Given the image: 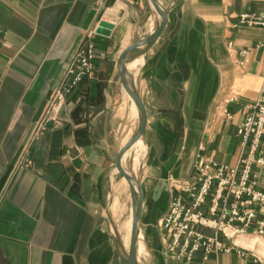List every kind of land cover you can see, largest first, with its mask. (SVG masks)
<instances>
[{"label":"crops","instance_id":"0c3cea01","mask_svg":"<svg viewBox=\"0 0 264 264\" xmlns=\"http://www.w3.org/2000/svg\"><path fill=\"white\" fill-rule=\"evenodd\" d=\"M158 1L168 8L165 28L135 60L149 150L138 258L180 264L163 255L157 228L170 194L156 199L154 189L169 176L188 178L199 153L236 165L237 128L264 87V28L236 26L237 17L264 15V0ZM156 20L149 0H0V264H128L113 232L131 212L118 194L127 183L113 184L119 141L133 132L137 111L125 123L116 62ZM100 21L113 25L108 37L94 33ZM84 42L94 47L93 77L32 146L33 167L15 170L22 142ZM256 174L264 186V166ZM191 264L255 261L197 254Z\"/></svg>","mask_w":264,"mask_h":264},{"label":"built area","instance_id":"2783aa9c","mask_svg":"<svg viewBox=\"0 0 264 264\" xmlns=\"http://www.w3.org/2000/svg\"><path fill=\"white\" fill-rule=\"evenodd\" d=\"M236 26L264 28V15L242 13ZM231 47L228 43L227 48ZM94 59L93 45L82 43L22 142L15 170L32 168V146L50 125L58 122L69 98L82 83L93 77ZM234 100L230 97L225 102ZM221 113L224 118H231L223 107ZM236 136L239 156L235 166L218 164L199 153L188 178L167 179L170 200L167 211L157 221L166 258L191 264L197 254L207 261L212 256L233 253L264 264L253 251L236 243L251 238L264 240V186L259 184L256 174V169L264 166V87L237 128ZM202 148L200 145L199 150Z\"/></svg>","mask_w":264,"mask_h":264},{"label":"water","instance_id":"95a60500","mask_svg":"<svg viewBox=\"0 0 264 264\" xmlns=\"http://www.w3.org/2000/svg\"><path fill=\"white\" fill-rule=\"evenodd\" d=\"M177 0H173L176 4ZM149 3L157 17L151 32L146 35L137 33L135 42L126 48L118 57L116 66L118 76L124 92L128 95L130 100L136 107L137 119L133 132L127 142L115 154V170L127 183L130 208H131V233L128 249L125 250L122 240L118 234L116 225L113 224V232L117 240L118 248L122 254L123 259L128 264H140L137 256V244L140 233L141 214L144 205V188L142 182V168L136 176L132 172H126L122 167V158L126 151L134 145L138 140L144 142L147 114L145 106L140 96V92L133 74L128 70L127 66L134 60L141 57L146 50L151 47L163 32L166 24L168 8L162 6L158 0H149ZM142 28V22L139 23V30ZM113 25L111 23L100 21L94 33L97 35L108 37L110 35ZM127 117H124V121ZM146 146V145H145ZM166 190V182H160L154 189V198H158L161 193Z\"/></svg>","mask_w":264,"mask_h":264},{"label":"bare ground","instance_id":"6f19581e","mask_svg":"<svg viewBox=\"0 0 264 264\" xmlns=\"http://www.w3.org/2000/svg\"><path fill=\"white\" fill-rule=\"evenodd\" d=\"M128 70L133 74L134 77H136L137 75V71H136V62L135 60L130 63L127 66ZM127 106L125 108V112H124V117L126 116L127 118L125 119V123L129 122L130 124L133 123V116L136 110L135 105L133 104V102L130 100V98L127 95ZM137 119V116H136ZM132 122V123H131ZM136 123V120H135ZM134 123V125H135ZM133 125V124H132ZM126 128V126H125ZM130 132V129L127 131V134L125 137L122 138V140L120 139V144L121 146H123L128 138V133ZM139 142V140L132 145L124 154L125 156H123L122 158V165L125 167L126 172H132L134 175H138V172L141 170V168L143 169V165H144V161L143 159L138 155L137 153V143ZM121 186H126V181L124 179L121 180L120 183ZM127 191H128V186H127ZM129 192V191H128ZM121 209V208H120ZM114 210L117 213L119 211V205L118 203H114ZM123 210V209H122ZM123 221V220H122ZM131 232V212L127 218V220L125 221V224L122 225V227L118 230V234L122 240V243L124 244V246L127 248L129 246V241L130 239L129 237V233ZM238 245L247 248V249H255L258 250L259 247H264V245L257 243V241L255 242H246L245 240H237L236 242ZM142 252V244L140 241H138L137 244V256L139 257L140 254Z\"/></svg>","mask_w":264,"mask_h":264},{"label":"rangeland","instance_id":"374dc122","mask_svg":"<svg viewBox=\"0 0 264 264\" xmlns=\"http://www.w3.org/2000/svg\"><path fill=\"white\" fill-rule=\"evenodd\" d=\"M135 119H133V121ZM131 134H132V129H130V132L128 133V138L131 136ZM136 146H137L136 147L137 148V153H138V155L142 159H143L144 154H145V149L148 152L147 153V157H146L145 162H144V165H143L142 173H141V176L144 178V175H146V171L149 170V167L147 165L148 157H149V150H148L147 146H145V144L142 142V140H139V142L137 143ZM32 163H33V160H32ZM32 167H33V165H32ZM23 170H26V169H23ZM27 170H29V169H27ZM138 174H139V172H138ZM121 179H122V177L119 174H117L116 177H115V181H114L113 186L114 187L119 186V184L121 183ZM167 179H166V181H167ZM167 189H168V184L166 182V190ZM118 194H120L119 196L122 198L120 200V204L121 205H124L125 207L127 206L128 209H129L130 208V196H129V192L126 189H122V190L118 191ZM161 198H169V196H168V194H167L166 191L163 192V195L161 196ZM126 214H127V212H126ZM126 214H124L123 219H126L127 218V215ZM130 233H129V237H128L129 239H130ZM254 241L255 242L257 241V243L264 245V240L263 239L251 238V239H248L246 242H254ZM249 250L253 251L264 262V247H259L258 250H255V249H249Z\"/></svg>","mask_w":264,"mask_h":264},{"label":"flooded vegetation","instance_id":"af4514ba","mask_svg":"<svg viewBox=\"0 0 264 264\" xmlns=\"http://www.w3.org/2000/svg\"><path fill=\"white\" fill-rule=\"evenodd\" d=\"M125 223H123V225H124ZM122 227V226H121Z\"/></svg>","mask_w":264,"mask_h":264}]
</instances>
